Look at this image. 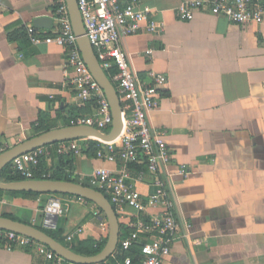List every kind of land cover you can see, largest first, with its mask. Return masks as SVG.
<instances>
[{
    "label": "crops",
    "instance_id": "0c3cea01",
    "mask_svg": "<svg viewBox=\"0 0 264 264\" xmlns=\"http://www.w3.org/2000/svg\"><path fill=\"white\" fill-rule=\"evenodd\" d=\"M183 0H139L140 9L162 24L142 27L120 47L144 83L150 73L167 78L159 105L148 115L171 154L159 175L175 202L179 226L163 264H264V25H241L207 11L179 19ZM28 25L42 37L59 25L52 0H0V144L4 150L35 135L93 113L63 75L64 49L32 44ZM152 49L148 54L147 50ZM57 164V161L55 165ZM73 173L118 165L95 156L73 160ZM137 189L155 190V175L133 165ZM184 170L182 173L181 171ZM49 195L29 198L3 191L0 214L31 224ZM59 223L65 244L106 240L93 203ZM79 225L71 243L64 236ZM0 264H52L32 248L0 242ZM71 264V263H69ZM105 264H110L106 262Z\"/></svg>",
    "mask_w": 264,
    "mask_h": 264
},
{
    "label": "built area",
    "instance_id": "2783aa9c",
    "mask_svg": "<svg viewBox=\"0 0 264 264\" xmlns=\"http://www.w3.org/2000/svg\"><path fill=\"white\" fill-rule=\"evenodd\" d=\"M59 21L53 36L42 37L34 27L26 28L32 44L56 43L66 53L63 75L75 90L77 98L85 103L94 102L93 113L70 120L69 125H87L103 131L110 129L112 115L102 88L92 77L83 61L70 20L66 0H52ZM85 30L102 69L109 73L121 107L122 129L119 135L104 141L97 138H76L37 147L14 157L12 170L24 179H31L33 169L42 161L55 166L61 155L81 156L82 147L88 141L95 142V157L114 162L115 169L98 168L88 177L77 175L79 183L87 182L108 198L120 223L117 247L113 253L114 264H163L170 254L171 244L178 235L175 202L159 177L166 172L171 154L162 131L154 130L148 123V115L159 105L161 91L167 78L163 74L150 73L151 83L142 82L131 68L120 40L137 33L142 27L147 32L159 33L162 24L140 9L139 0H76ZM196 11H207L226 17L241 25H264V0H183L176 15L191 20ZM152 49L147 53L151 54ZM4 151L0 144V153ZM132 165H140L155 175V190L143 195L136 187L140 172L133 175ZM182 173L184 170L181 171ZM70 203L89 204L86 199L68 194H50L31 224L46 230L59 228L60 219ZM92 216L99 220L102 231L108 233V222L94 204ZM85 225H79L64 236L71 243L81 235ZM0 242L10 249L14 246L32 248L52 264H64L65 260L47 246L25 235L0 229ZM134 247L136 256L129 255Z\"/></svg>",
    "mask_w": 264,
    "mask_h": 264
},
{
    "label": "water",
    "instance_id": "95a60500",
    "mask_svg": "<svg viewBox=\"0 0 264 264\" xmlns=\"http://www.w3.org/2000/svg\"><path fill=\"white\" fill-rule=\"evenodd\" d=\"M70 20L77 36V45L83 61L94 80L102 88L110 105L112 124L109 131H100L87 125H66L41 132L34 137L19 143L0 153V173L11 160L37 147L76 138H97L104 141L115 139L122 129V115L119 98L112 82L107 77L97 60L93 48L85 36V30L76 0H66ZM0 190L5 192L53 193L80 196L96 205L108 222V235L101 250L94 255H81L69 246L55 239L45 230L30 223L16 220L0 214V229L25 235L47 246L55 254L71 264H100L113 255L118 242L120 223L108 198L103 192L83 183L72 180L51 178H31L3 181L0 179Z\"/></svg>",
    "mask_w": 264,
    "mask_h": 264
},
{
    "label": "trees",
    "instance_id": "16d2710c",
    "mask_svg": "<svg viewBox=\"0 0 264 264\" xmlns=\"http://www.w3.org/2000/svg\"><path fill=\"white\" fill-rule=\"evenodd\" d=\"M106 74L109 76L108 72H106ZM94 146H95L94 141H88V147L84 146L81 149L82 155L95 156V152H94L95 147ZM74 158L75 157L73 154L61 155L57 160V164L53 167H48L44 163V161H42L38 167L33 169L32 178H51V179L72 180L75 182H79L77 176L73 174V166L72 165H73ZM0 179L3 181H11V180L24 179V178L21 177L19 174L15 173L12 170L11 165L9 163L7 166H5L3 168L2 172L0 173ZM82 183L89 186V184L86 181L82 182ZM2 192L3 191L0 190V193H2ZM10 193L21 195L23 197H29V198H33V197H37V196L41 195L39 193H31V192H10ZM47 194L50 195L53 193H45V195H47ZM2 215L16 219V220H20L17 217L9 215V214H2ZM37 227L41 228V226H39V225H37ZM41 229H43V228H41ZM43 230H45L47 233H49L55 239H57L60 242H62L63 244H65L62 240L61 235H60V233H61L60 227L55 231L46 230V229H43ZM104 243H105V240L97 241V242L94 240H82V241H78L77 243L72 244V245H68V246L74 252H76L78 254L89 256V255H94V254L98 253L101 250V248L103 247ZM65 245H67V244H65ZM137 251H138V248L134 247L132 249V251L128 254L132 255V256H136ZM106 262H110V264H114L116 262V260L114 259V257L110 256L105 262L100 263V264H105ZM64 264H69V263L65 261Z\"/></svg>",
    "mask_w": 264,
    "mask_h": 264
},
{
    "label": "rangeland",
    "instance_id": "374dc122",
    "mask_svg": "<svg viewBox=\"0 0 264 264\" xmlns=\"http://www.w3.org/2000/svg\"><path fill=\"white\" fill-rule=\"evenodd\" d=\"M103 131H109V129H104ZM94 152H95V149H94ZM75 209H77V210H79V211H81V206H79V205H77V204H75V203H70L69 205H68V210L70 211L69 212V214H67V215H70L71 213H75L76 212V210ZM63 218V217H62ZM62 218L60 219V222L62 221ZM113 257V256H112Z\"/></svg>",
    "mask_w": 264,
    "mask_h": 264
}]
</instances>
